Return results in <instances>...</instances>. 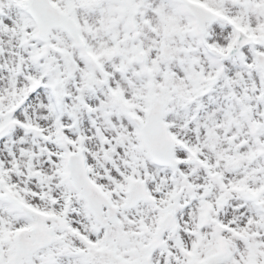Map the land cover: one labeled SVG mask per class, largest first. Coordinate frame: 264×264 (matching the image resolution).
Listing matches in <instances>:
<instances>
[{"label":"snow or ice","instance_id":"6c2138e0","mask_svg":"<svg viewBox=\"0 0 264 264\" xmlns=\"http://www.w3.org/2000/svg\"><path fill=\"white\" fill-rule=\"evenodd\" d=\"M0 264H264V0H0Z\"/></svg>","mask_w":264,"mask_h":264}]
</instances>
